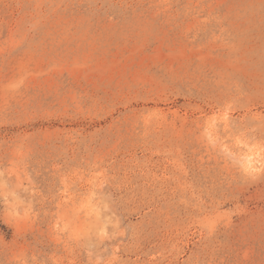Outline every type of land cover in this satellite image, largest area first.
Masks as SVG:
<instances>
[{"label": "rangeland", "instance_id": "obj_1", "mask_svg": "<svg viewBox=\"0 0 264 264\" xmlns=\"http://www.w3.org/2000/svg\"><path fill=\"white\" fill-rule=\"evenodd\" d=\"M0 264H264V0H0Z\"/></svg>", "mask_w": 264, "mask_h": 264}, {"label": "bare ground", "instance_id": "obj_2", "mask_svg": "<svg viewBox=\"0 0 264 264\" xmlns=\"http://www.w3.org/2000/svg\"><path fill=\"white\" fill-rule=\"evenodd\" d=\"M88 213H89L88 215H90V218H95L96 220L99 219L98 212H96V214H93V211H90Z\"/></svg>", "mask_w": 264, "mask_h": 264}]
</instances>
